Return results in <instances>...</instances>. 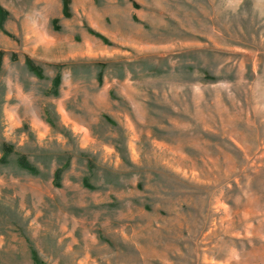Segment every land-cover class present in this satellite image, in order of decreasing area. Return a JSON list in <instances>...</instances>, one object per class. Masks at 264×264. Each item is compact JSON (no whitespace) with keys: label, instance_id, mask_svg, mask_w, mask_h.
Returning a JSON list of instances; mask_svg holds the SVG:
<instances>
[{"label":"rangeland","instance_id":"obj_1","mask_svg":"<svg viewBox=\"0 0 264 264\" xmlns=\"http://www.w3.org/2000/svg\"><path fill=\"white\" fill-rule=\"evenodd\" d=\"M0 264H264V0H0Z\"/></svg>","mask_w":264,"mask_h":264},{"label":"trees","instance_id":"obj_2","mask_svg":"<svg viewBox=\"0 0 264 264\" xmlns=\"http://www.w3.org/2000/svg\"><path fill=\"white\" fill-rule=\"evenodd\" d=\"M62 1H63V10L67 14L70 9V0H62ZM18 162L20 163V165H22L23 167H25L26 169L32 172L37 171V168L29 160H27L24 156L19 157Z\"/></svg>","mask_w":264,"mask_h":264}]
</instances>
